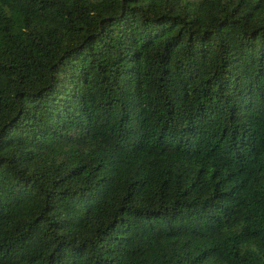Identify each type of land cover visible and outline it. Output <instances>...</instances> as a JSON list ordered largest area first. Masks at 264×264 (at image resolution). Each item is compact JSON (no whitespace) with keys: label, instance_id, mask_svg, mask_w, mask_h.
Wrapping results in <instances>:
<instances>
[{"label":"trees","instance_id":"obj_1","mask_svg":"<svg viewBox=\"0 0 264 264\" xmlns=\"http://www.w3.org/2000/svg\"><path fill=\"white\" fill-rule=\"evenodd\" d=\"M0 264H264V0H0Z\"/></svg>","mask_w":264,"mask_h":264}]
</instances>
